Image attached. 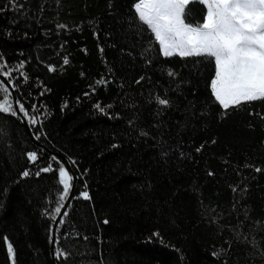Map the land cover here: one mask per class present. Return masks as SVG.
<instances>
[{
	"label": "trees",
	"instance_id": "16d2710c",
	"mask_svg": "<svg viewBox=\"0 0 264 264\" xmlns=\"http://www.w3.org/2000/svg\"><path fill=\"white\" fill-rule=\"evenodd\" d=\"M136 2L0 0V264H264V100L224 109Z\"/></svg>",
	"mask_w": 264,
	"mask_h": 264
},
{
	"label": "snow or ice",
	"instance_id": "6c2138e0",
	"mask_svg": "<svg viewBox=\"0 0 264 264\" xmlns=\"http://www.w3.org/2000/svg\"><path fill=\"white\" fill-rule=\"evenodd\" d=\"M190 2L137 0L134 9L138 19L154 33L164 56H197L213 63L211 93L224 109L242 102L264 100V0H196L206 5V18L196 26L184 20L185 8ZM9 110V105L0 104V111ZM20 111H24L22 104ZM29 158L35 161L37 156L31 153ZM71 179L60 169L64 196L68 194ZM83 195L88 199L87 193ZM8 251L14 257L10 244Z\"/></svg>",
	"mask_w": 264,
	"mask_h": 264
},
{
	"label": "water",
	"instance_id": "95a60500",
	"mask_svg": "<svg viewBox=\"0 0 264 264\" xmlns=\"http://www.w3.org/2000/svg\"><path fill=\"white\" fill-rule=\"evenodd\" d=\"M0 78L9 87V89H11V91H13L10 83L8 82V80L4 76H2L1 74H0ZM15 105H16L17 113L22 117V121H23L24 126L26 127V129L28 130V132L30 133V135L33 136L32 131H31V128H30V126H29L26 118L24 116H22L21 115V112L19 111L18 104H17V98L16 97H15ZM62 159H63L66 167L68 168V170L70 172H72V169H71L69 163L67 162V160L65 158H62ZM75 187H76V177L74 176V183H73V186H72V190L70 192V195H69L67 201L65 202L63 208L61 209V211H60V213H59V215L57 217V220L55 222L54 228H53V242H52V252H53V254H54V248H55V242H56V230H57V226H58L59 222L61 221L64 213L66 212L68 206L70 205V203H71V201H72V199L74 197Z\"/></svg>",
	"mask_w": 264,
	"mask_h": 264
},
{
	"label": "rangeland",
	"instance_id": "374dc122",
	"mask_svg": "<svg viewBox=\"0 0 264 264\" xmlns=\"http://www.w3.org/2000/svg\"><path fill=\"white\" fill-rule=\"evenodd\" d=\"M192 2H196V0H192ZM204 9L206 10V5L198 2L197 5L193 8V10L190 12V16L193 19L198 20L199 16L201 15ZM184 20H185V17H184ZM185 23L187 24L186 21ZM192 26H196V25H192Z\"/></svg>",
	"mask_w": 264,
	"mask_h": 264
}]
</instances>
